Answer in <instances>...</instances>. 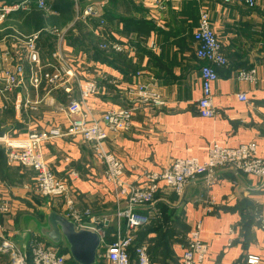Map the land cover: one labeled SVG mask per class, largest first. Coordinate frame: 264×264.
I'll list each match as a JSON object with an SVG mask.
<instances>
[{
    "label": "crops",
    "instance_id": "obj_1",
    "mask_svg": "<svg viewBox=\"0 0 264 264\" xmlns=\"http://www.w3.org/2000/svg\"><path fill=\"white\" fill-rule=\"evenodd\" d=\"M67 1L70 18L61 21L62 9L56 6L60 0H48L52 15L42 23V28L55 26L66 31L76 21L86 0ZM96 1L103 2L106 39L123 44L124 50L105 51L104 59L98 60L92 50L70 45L65 32L62 37L43 32L38 46L43 61H48L55 50H62L70 57L80 80H98V93L85 101V107L96 118L109 108H134L132 127L118 137L110 134L105 143L123 163L124 179L143 184L145 173L160 171L176 158L196 157L205 161L214 142L230 148L253 143L257 155L264 159V0L253 9L225 6L216 0L177 3L161 0L163 7L153 0L145 5L132 0ZM202 8L208 10L212 29L228 59V66L217 69L218 80L212 84L216 112L212 117L200 116L196 108L201 96V62L194 54L193 32ZM19 16L20 13H12L4 31H0L1 49L8 44L3 41L6 33L16 30L28 34L38 28L31 23L20 24L23 19ZM89 19L85 23L99 44L96 24L92 25ZM152 41L158 46L155 51L148 47ZM252 67L257 70L254 82L237 79L239 70ZM24 77L27 80V70ZM145 82H151L162 95L165 102L162 108L132 102L128 90ZM2 91L0 83V136L25 137L34 130L50 134L41 143V153L52 172L67 181L68 196L74 206L78 210L89 208L92 215L112 217L114 198L111 184L103 175V165L96 161L90 145L80 136L64 135L69 121L59 108L67 102L66 95L61 90L46 95L30 86ZM239 93H245L247 100L237 99ZM72 97L78 98L76 85ZM34 105L35 110L31 108ZM216 176L217 181L210 187L202 176L197 177L188 184L181 200L173 193L161 190L156 193L155 204L167 206L169 215H173L169 219L174 220L177 215L171 230L177 228L169 239L172 258L179 264L180 250L173 238L185 235L191 224L200 219L201 237L208 246L203 264H246L249 254L260 256L264 264V231L252 216L255 211L264 214V179L234 174L227 168H218ZM33 186L32 171L8 166L0 145V201H8L11 206L9 213H0V226L3 235L22 248L33 233L53 243L39 228L50 211L64 215L67 210L65 199L41 197L35 194ZM208 195L215 200L210 213L204 207ZM142 210L150 212L148 208ZM157 235L155 230L149 232L145 240L152 244ZM64 243L63 239L57 244L59 252L68 247ZM65 251L69 254L66 264H78L68 248ZM4 262L5 257L0 255V264Z\"/></svg>",
    "mask_w": 264,
    "mask_h": 264
},
{
    "label": "built area",
    "instance_id": "obj_2",
    "mask_svg": "<svg viewBox=\"0 0 264 264\" xmlns=\"http://www.w3.org/2000/svg\"><path fill=\"white\" fill-rule=\"evenodd\" d=\"M132 1L144 5L151 2V0ZM169 1L177 3L181 0ZM216 1L225 6L241 5L253 9L260 0ZM153 2L163 7L161 0H153ZM102 6L103 2L86 0L75 20L85 23L91 17L99 19L95 33L104 38V41L98 44L99 48L120 52L125 49L123 44L106 39ZM32 9L48 12L50 4L48 0L0 2V24L14 12H30ZM42 31L56 34L58 37H62L65 32L54 27L42 28L28 34L13 30L3 37V41L8 42L5 47L0 48V83L3 85V91L30 86L36 92L43 90L46 95L56 90H61L66 95L67 102L59 108L69 121L64 135L80 136L82 141L90 145L96 161L103 165V175L112 187L114 214L111 215L112 217L110 215L101 217L92 215L89 208L78 210L74 206L73 199L68 196L67 181L57 177L43 159L41 143L50 134L37 130L31 131L25 137H11L4 134L0 136V145L4 149L8 166H20L32 171L35 194L51 200L65 199L67 210L63 216L74 223L76 230L91 231L99 236L100 244L95 264H152L148 250L150 243L144 240L135 244V241L137 232L150 223L151 217L160 216L154 208L158 191L173 193L178 200H181L188 184L197 177L202 176L208 187L214 184L217 181L218 168L230 169L234 174L242 173L264 179V159L257 155L253 143L230 148L216 142L211 144L205 161H200L196 157L176 158L160 171L145 173L143 184L124 179L123 163L106 148L105 143L110 134L118 137L132 127L134 108L123 106L109 108L96 118L91 110L85 107V101L98 93V80L96 78L80 80L71 65L70 57L62 50H55L48 61H43L38 46ZM193 41L195 57L201 62L199 66L201 96L196 102V108L200 116L212 117L216 113L212 84L218 80L217 69L228 66V59L212 29L210 14L206 9L202 8L199 11ZM148 47L154 51L158 49L154 41L150 42ZM26 70L27 80L24 77ZM256 75L257 70L254 67L241 69L237 73V79L251 83L256 80ZM74 85L78 88L77 99L72 97ZM151 85V82L139 83L135 88H130L127 94L133 103L160 109L165 103L164 99ZM236 97L240 101L247 100L245 93H239ZM31 108L36 109L35 105ZM204 203H206L205 212L210 213L215 204L214 198L208 195ZM142 208H148L149 214ZM10 210L8 201H0V213L7 214ZM256 220L259 228L264 231V214L258 213ZM111 222L114 223V231L111 241H108L105 239L103 228ZM201 227L202 220H196L187 233L182 235L180 242H177L180 250L179 264L204 263L208 246L202 240ZM230 232L233 234V231ZM3 233L4 229L0 226V255L5 257L3 264H66L67 262L69 254L60 253L57 244L40 239L36 233L32 234L24 248L19 247ZM262 243L264 244V236ZM131 248H133V256H131ZM246 264H263V259L258 255L249 254L246 257Z\"/></svg>",
    "mask_w": 264,
    "mask_h": 264
},
{
    "label": "trees",
    "instance_id": "obj_3",
    "mask_svg": "<svg viewBox=\"0 0 264 264\" xmlns=\"http://www.w3.org/2000/svg\"><path fill=\"white\" fill-rule=\"evenodd\" d=\"M4 1L7 3H12V2H17V1H21V0H4ZM68 3L69 2L67 0L66 1L60 0V2L57 3V5H56V6H60L61 7L60 9H62V11H60L61 21H63V20L66 21V20H68V18H70V7H69ZM34 10L35 11H33V13H29L27 15L23 14V12H25V11H17L14 13H20L19 17H21V18L23 15H25V17H23L22 19L29 20L30 23L38 26V28H36V30H40V29H42L41 26H42L43 21H41V20L43 18L41 15H39L38 12H41V10H38V9H34ZM35 13H37V16H34ZM93 18L94 17H91V20L89 19L90 23L92 25L94 23L97 24L98 19L96 21V19H93ZM37 21H40V22H37ZM88 25L89 24L86 25V23H83L80 20H76L65 31L64 36L66 37V41L70 45L75 46V47L80 48V49H85V48L90 49L93 51L94 58H97L98 60H102V59H104L103 57H104L105 50L99 48L98 44L95 43V40H94L93 35H92V31ZM44 33H46V31H44ZM42 35H43V31L40 34L39 42L41 41ZM99 38L101 39V42L104 41V38H101V37H99ZM154 208L156 209L157 213L158 212L160 213V216L159 217L152 216L150 223L137 232L135 244H139V243L143 242L146 239V236L149 234V232H152L155 230L158 232L157 238L154 240V242L152 244L149 245V249H148L151 261L152 262L153 261L158 262L160 264H177V262L175 261L176 259L172 258V251H171L170 245H169L170 235H172V233L177 228V227H175V228H173V231L171 230V228L173 226V222L175 223V220L177 221V215H174V218H175L174 220L169 219V218H172L173 215H169L170 213L167 211V206L163 205V204H160V205L155 204ZM149 211L150 210H148V212ZM258 213H259V211H255L254 215H252L254 218V221L256 223H257L256 215ZM147 214H149V213H147ZM153 215H155V214H153ZM113 231L111 232L108 241H111ZM181 238H182V235L179 234V235H176L173 239H174V241L179 243ZM173 239H172V241H173ZM67 248L68 247H66V249ZM66 249L65 248L62 249L60 251V253H66V251H65ZM131 256H133V248H131ZM245 262H246V259H245Z\"/></svg>",
    "mask_w": 264,
    "mask_h": 264
},
{
    "label": "water",
    "instance_id": "obj_4",
    "mask_svg": "<svg viewBox=\"0 0 264 264\" xmlns=\"http://www.w3.org/2000/svg\"><path fill=\"white\" fill-rule=\"evenodd\" d=\"M39 232L51 242L63 239L68 245L71 258L78 264H94L99 248V236L91 231L76 230L74 223L56 211H50Z\"/></svg>",
    "mask_w": 264,
    "mask_h": 264
},
{
    "label": "rangeland",
    "instance_id": "obj_5",
    "mask_svg": "<svg viewBox=\"0 0 264 264\" xmlns=\"http://www.w3.org/2000/svg\"><path fill=\"white\" fill-rule=\"evenodd\" d=\"M33 11H35L34 9H32L30 12H26V15H27V13H33ZM42 12V13H41ZM41 12H38L39 13V15H41L42 16V20L41 21H46V20H48L49 18H51V7H50V11H48V12H43V11H41ZM25 13V12H24ZM32 15V14H31ZM34 16H37V13H35L34 14ZM34 18V17H33ZM7 21V20H6ZM6 21L5 22H3V23H1L0 24V31H4V24L6 23ZM21 21V23L20 24H24V23H30V21L29 20H26V19H23V20H20ZM37 22H40V21H37ZM32 24V23H31ZM57 28L58 29V27H55V26H47V27H45V28ZM103 230L105 231V234H106V240H108L109 239V236H110V234H111V232L114 230V223L113 222H111V223H109V225L108 226H105L104 228H103ZM65 241V240H64ZM67 245V243L65 242L64 243V246H66ZM68 246V245H67ZM95 264V263H94Z\"/></svg>",
    "mask_w": 264,
    "mask_h": 264
}]
</instances>
